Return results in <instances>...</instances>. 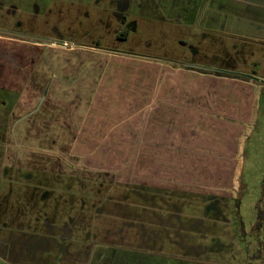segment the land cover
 Returning a JSON list of instances; mask_svg holds the SVG:
<instances>
[{"label": "rangeland", "instance_id": "rangeland-1", "mask_svg": "<svg viewBox=\"0 0 264 264\" xmlns=\"http://www.w3.org/2000/svg\"><path fill=\"white\" fill-rule=\"evenodd\" d=\"M0 35L44 46L0 42V264H264V91L222 194L139 182L148 146L69 147L131 102L139 59L264 81V0H0Z\"/></svg>", "mask_w": 264, "mask_h": 264}, {"label": "crops", "instance_id": "crops-1", "mask_svg": "<svg viewBox=\"0 0 264 264\" xmlns=\"http://www.w3.org/2000/svg\"><path fill=\"white\" fill-rule=\"evenodd\" d=\"M0 42L7 49L29 47L33 53L44 47L32 40L2 35ZM49 47L59 48L54 44ZM64 49L90 54L92 57L108 58V61L119 58L113 53L99 52L92 48L80 51L76 47ZM18 60L24 58L21 56ZM135 63L140 64L136 69L140 76H136V80L141 87H136L137 94L130 97L131 102L126 105L122 102L123 107L104 108L107 110H102L101 107L100 112L108 115V118H104L107 120L98 122L93 127L81 128V138L71 139L73 142L69 147L118 146L141 149L148 146L153 149V153L143 155L141 152L133 159L136 163H141L139 182L147 180L165 190L183 192L190 189L191 185L205 191V180L210 179L213 180L212 185L216 186L209 193L222 194L215 190L217 186L222 189L224 178L232 180L234 177L238 166L233 169L231 163H238L235 158L239 149L238 140L245 131L246 124L252 121L254 100L256 94L264 91V84L235 76L216 75L209 68L183 62L171 64L172 62L147 58ZM105 82L106 79L99 77L97 85L102 86ZM107 88H110L108 82L104 90ZM97 97L98 95L95 99ZM101 99H96L100 106L103 104ZM31 101L33 104L32 98L28 103ZM132 102L136 103V107L132 106ZM24 106L27 107L26 103ZM232 132L235 134L232 135ZM55 137L59 142L64 141L61 136ZM233 148L236 149L234 154ZM180 151L182 153H175ZM230 153L233 157L224 162L223 156ZM144 163L153 164L150 165L149 173L143 171L146 167Z\"/></svg>", "mask_w": 264, "mask_h": 264}, {"label": "water", "instance_id": "water-1", "mask_svg": "<svg viewBox=\"0 0 264 264\" xmlns=\"http://www.w3.org/2000/svg\"><path fill=\"white\" fill-rule=\"evenodd\" d=\"M22 38H24V37H22ZM26 39H28V38H26ZM206 69H208V68H206ZM208 70L212 71L214 73H218V74L220 73V74H224V75L235 76V77H240V78L252 80V81H255V82L260 83L262 85L264 84L263 80L252 77V76L238 74V73H232V72H227V71H222V70H215V69H208Z\"/></svg>", "mask_w": 264, "mask_h": 264}, {"label": "trees", "instance_id": "trees-1", "mask_svg": "<svg viewBox=\"0 0 264 264\" xmlns=\"http://www.w3.org/2000/svg\"><path fill=\"white\" fill-rule=\"evenodd\" d=\"M202 72H203V71H202ZM205 73H208V72H206V71H205ZM213 74H215V73H213ZM216 75L225 76V77H228V76H229V75H228V76H226V75H223V74H220V73H219V74H218V73H216ZM229 77H230V76H229ZM231 77H232V76H231Z\"/></svg>", "mask_w": 264, "mask_h": 264}, {"label": "flooded vegetation", "instance_id": "flooded-vegetation-1", "mask_svg": "<svg viewBox=\"0 0 264 264\" xmlns=\"http://www.w3.org/2000/svg\"><path fill=\"white\" fill-rule=\"evenodd\" d=\"M263 192H264V190H263ZM263 195H264V193H263Z\"/></svg>", "mask_w": 264, "mask_h": 264}]
</instances>
